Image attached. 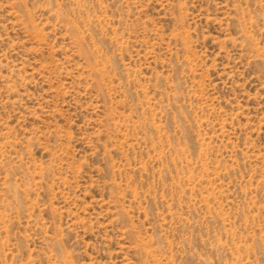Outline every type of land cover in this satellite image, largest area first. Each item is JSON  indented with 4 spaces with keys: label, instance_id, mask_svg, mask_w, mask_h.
I'll return each mask as SVG.
<instances>
[{
    "label": "rangeland",
    "instance_id": "374dc122",
    "mask_svg": "<svg viewBox=\"0 0 264 264\" xmlns=\"http://www.w3.org/2000/svg\"><path fill=\"white\" fill-rule=\"evenodd\" d=\"M0 264H264V0H0Z\"/></svg>",
    "mask_w": 264,
    "mask_h": 264
}]
</instances>
